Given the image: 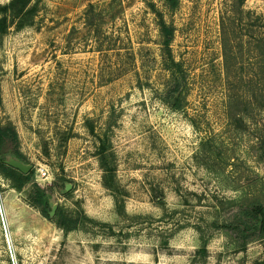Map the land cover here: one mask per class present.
I'll return each instance as SVG.
<instances>
[{
    "label": "rangeland",
    "instance_id": "1",
    "mask_svg": "<svg viewBox=\"0 0 264 264\" xmlns=\"http://www.w3.org/2000/svg\"><path fill=\"white\" fill-rule=\"evenodd\" d=\"M177 2L34 0L0 37L5 159L95 222L64 235L0 177V264H264V240L233 232L246 198L264 199V0ZM149 3L174 30V75Z\"/></svg>",
    "mask_w": 264,
    "mask_h": 264
},
{
    "label": "trees",
    "instance_id": "2",
    "mask_svg": "<svg viewBox=\"0 0 264 264\" xmlns=\"http://www.w3.org/2000/svg\"><path fill=\"white\" fill-rule=\"evenodd\" d=\"M166 3L169 10L173 11L176 9L178 2L177 0H166ZM243 3L244 0H240V8L242 7ZM36 7L37 5L34 3V0H10L9 3L0 5V37L5 35L8 29L15 23L18 24L19 27L28 25L36 16ZM148 7L156 16V23L161 40L163 57H165V60H167L169 64L167 69L171 71L172 75L177 72H181L180 64L174 62L170 53V45L174 33L173 28L164 21L162 12L157 10L153 3H149ZM255 24L258 34H260V31L264 29V18H262V16H255ZM263 41V36L258 37L259 46ZM225 47L226 46H224V48ZM258 58L259 60L261 59V65H264V50L258 52ZM262 75L264 82V71L262 72ZM178 104L179 98H177V101L174 105L177 106ZM16 142L17 136L11 127L0 124V177L7 180L10 183L11 188L17 192H21L28 186L31 191L32 204L36 207H43L44 209L40 211L42 216L52 220L56 227L61 230L64 235L78 230L84 225L85 221H88L89 223H95L94 221L86 218L82 212L69 214L61 209H57L56 212H54L53 217H50L49 214L45 212V209L50 208V205L45 192L32 182L33 170H30L28 174L24 175L20 171L13 169L3 163L5 160L3 153L4 147L8 143L15 144ZM12 153L16 159L24 162L22 156L18 152ZM97 153L99 156L100 167L104 171L103 185L106 189L115 191L112 176L114 168L109 165V155L106 154L105 146H99ZM115 205L118 213L120 214L123 207L118 204L117 198H115ZM235 218L237 221L234 223L235 225L233 232L236 235H239L242 240L246 241L252 238L264 240L263 198L260 199V197L254 196L250 199L246 198V200L240 205L239 212Z\"/></svg>",
    "mask_w": 264,
    "mask_h": 264
},
{
    "label": "water",
    "instance_id": "3",
    "mask_svg": "<svg viewBox=\"0 0 264 264\" xmlns=\"http://www.w3.org/2000/svg\"><path fill=\"white\" fill-rule=\"evenodd\" d=\"M3 163L13 169H16L18 171H20L22 174L26 175L29 173V171L31 170V166L26 165L24 163H22L21 161H19L16 158H6ZM68 190V188H66V191ZM51 207V212L49 214L50 217H53L54 212L56 210V206H54L53 204H49Z\"/></svg>",
    "mask_w": 264,
    "mask_h": 264
},
{
    "label": "built area",
    "instance_id": "4",
    "mask_svg": "<svg viewBox=\"0 0 264 264\" xmlns=\"http://www.w3.org/2000/svg\"><path fill=\"white\" fill-rule=\"evenodd\" d=\"M40 177L44 179V181L48 180L47 172L43 169L39 171Z\"/></svg>",
    "mask_w": 264,
    "mask_h": 264
}]
</instances>
